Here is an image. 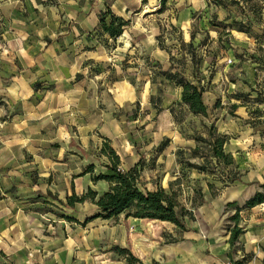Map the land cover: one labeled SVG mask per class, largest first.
<instances>
[{
	"label": "crops",
	"instance_id": "1",
	"mask_svg": "<svg viewBox=\"0 0 264 264\" xmlns=\"http://www.w3.org/2000/svg\"><path fill=\"white\" fill-rule=\"evenodd\" d=\"M208 3L167 0L162 6L160 0H0V264L5 263L3 256L14 263L13 257L32 241L40 240L45 248L50 243L47 235L38 236L42 231L38 220L47 221L50 213L38 209L37 196L46 206L52 194L71 196L74 191L78 195L81 182L86 184L85 151L81 154L70 146L80 141L85 147L96 132L104 143L122 135V122L110 114H97L100 103H106L100 94L112 95L109 111L127 104L155 108L152 81L157 76L150 62L155 59L173 71L178 66L168 54L164 56L166 49L156 38L165 39L168 34L181 57L179 33L189 43L187 27L198 15L208 13ZM108 8L128 23L116 39L100 28V14ZM166 12L171 15L168 24L179 27L177 34L159 33L162 25L157 18ZM254 73L251 70V75L242 73L236 81L225 80L231 88L225 87L220 94L227 104L221 103L226 118L218 132L226 138L223 150L232 164L220 172H202L205 180L188 187V197L180 202L187 212L183 229L161 222L178 231L181 239L158 255V264H264V92L256 88L259 77L256 80ZM101 79L109 80L103 82L106 92L95 91L99 98L95 94L92 98L85 87H96ZM166 83L176 88L180 103L181 90ZM170 108H160L165 122L159 118L156 131L174 124ZM87 110L94 113L89 117ZM72 127L77 131L74 135L70 134ZM125 143L130 148L125 156L132 159L128 171L140 157L135 159V149L127 139ZM97 147L100 150L101 145ZM257 195L262 196L260 203L248 207ZM236 214L237 223L232 219ZM235 226L241 233L230 244ZM66 236L61 238L64 242Z\"/></svg>",
	"mask_w": 264,
	"mask_h": 264
},
{
	"label": "rangeland",
	"instance_id": "2",
	"mask_svg": "<svg viewBox=\"0 0 264 264\" xmlns=\"http://www.w3.org/2000/svg\"><path fill=\"white\" fill-rule=\"evenodd\" d=\"M207 1L209 2L208 13L198 15L195 22L187 27L190 35L189 43L185 44L182 32L179 33L177 43L181 46L179 49L183 51L181 57L176 55L177 47L173 48L171 45L173 39L168 38V34L165 35V39L158 36L156 41L166 49L163 50L164 56L168 54L170 60H175V64L178 65L176 71L204 89V98L211 110V118L207 120L194 117L178 103L176 88L169 87L165 77L159 76L163 72L170 71L168 65L160 64L155 59H152L149 64L152 72L157 76L152 81L156 85L152 102L156 103L155 108L152 105L150 107L127 104L121 109L109 111L106 108L110 107L112 95L100 94L106 103L105 105L100 103L97 112L100 115L110 114L112 118L122 122V135L113 141H106L109 147L115 148L121 157L119 169L126 172L125 170L132 164V159L125 156L130 153L125 140L127 139L132 146L131 138L139 146V152L135 150V159L137 156L143 158V166L139 169L136 179L137 186L142 191L157 189H163L168 193L173 191L179 204L186 196L188 197V187L192 184L197 186L205 180L201 175L202 172L190 167L188 163L206 166L207 173L220 172L225 168L224 164L220 165L209 157L208 145L202 141L208 138L207 130L211 125L215 133L220 134L218 125L226 118L221 103L227 104L220 94L225 87L231 88L225 80L236 81L242 73L247 72L251 75V70H255L254 78L257 80L259 77L256 88L261 87L262 94L264 92V0ZM170 16L166 12L162 14V17L157 18L158 24L162 25V27L159 25V33L163 30L170 35L177 34L179 27L168 24ZM150 18L156 19L155 16ZM174 18L175 16L172 20ZM191 52L195 55L193 61ZM206 57L208 62L204 61ZM228 59H231V63H228ZM214 66L215 68L212 69L211 67ZM108 79H101L98 84H94L96 87H85L86 92L92 93L90 95L92 98L95 95L99 98V94H95V91L106 92L107 83L103 82L109 81ZM110 84L112 92L113 87ZM262 98L264 101V96ZM216 103H219V107L213 109ZM167 106L171 107L170 114L174 124L156 131L158 119L161 118L160 121L165 122L160 108ZM126 111L129 116L137 115L138 118L126 123L124 115ZM87 113L90 117L94 112L87 110ZM166 113L169 116V112ZM86 119L88 121L87 115ZM70 122L74 121L70 120ZM74 133L77 131L72 127L70 134L74 135ZM174 133H176L175 136ZM96 134L92 133L94 140L85 142V147H82L80 141L79 145L74 143L70 146L78 149L81 154L83 150L86 152L83 153L84 159L81 157L85 168L91 164L94 165V173L86 174V184L83 185L81 182L79 185L81 190L77 195L79 197L91 189L87 187L88 184L93 186L92 190L97 192L98 196L109 188V184L104 181L93 182L94 176L109 174L104 167L108 164V160L100 156V150L97 147L98 145L102 147L105 143L103 140H98V138L103 139L99 132ZM195 149L196 156H192ZM72 162L74 161H70L73 165ZM73 194H75L74 191L71 195ZM52 195L46 206L41 204L43 200L37 196L41 206L38 209L42 211L46 209L50 213L47 221L43 219L37 222L41 228L38 229L42 230L38 236L45 234L51 238L48 246L45 248L40 240L32 241L31 244H27L28 247L13 257L14 263H10L11 258L7 259L3 256L4 264H21L22 260L27 264L37 262L40 264H158V255L181 239L178 231L170 225H165L160 220L136 221L129 212L121 213L111 219L97 218L88 221L98 212L93 204L87 201L76 204L74 209L70 210L63 205L69 197L67 193L61 196L56 193ZM64 235L68 236H66V242L61 239Z\"/></svg>",
	"mask_w": 264,
	"mask_h": 264
},
{
	"label": "trees",
	"instance_id": "3",
	"mask_svg": "<svg viewBox=\"0 0 264 264\" xmlns=\"http://www.w3.org/2000/svg\"><path fill=\"white\" fill-rule=\"evenodd\" d=\"M166 1L167 0H160L161 5L164 6ZM100 26L103 33L108 34L112 39H116L122 35L128 23L115 17L108 8L104 13L100 14ZM190 56L193 61L195 59L194 52H191ZM172 69H170L168 73L163 72V74H160V77L164 76L166 81L174 84L181 90L180 103L186 107L188 113L194 117L209 120L211 118V110L205 101L204 89ZM218 107L219 103H216L213 109H217ZM124 113L126 123L138 118L137 115H134V117L129 116L127 111ZM207 131L208 138L202 141H205L208 145L209 157L220 165L224 164L228 166L232 164L231 157L226 155L223 150L226 138L215 133L213 125H211ZM130 141L136 152H139V146L131 138ZM100 156L108 160V164L104 167L109 174L94 176L93 182L104 181L108 183V190L99 196L97 192L92 189H88V191L80 197L73 194L69 196L63 204L66 209L72 210L76 204H83L88 201L93 204L98 211L97 214L89 218L88 221L97 218L111 219L121 213L129 212V215L136 219L160 220L162 222H169L183 229L182 222L187 212L184 207L177 202L173 191L169 193L163 189L142 191L137 186L136 179L139 169L143 166V158H140V161L135 167L123 172L119 169V157L107 143L100 148ZM192 156H196V149L193 150ZM188 165L201 172H206V166H197L190 163H188ZM93 173V164L85 168L84 175H92ZM261 200L262 196L257 195L248 202L247 206L253 207L260 203ZM232 219L237 223L238 215L236 214ZM240 233L241 230L237 226L232 229L229 239L230 244H233Z\"/></svg>",
	"mask_w": 264,
	"mask_h": 264
},
{
	"label": "built area",
	"instance_id": "4",
	"mask_svg": "<svg viewBox=\"0 0 264 264\" xmlns=\"http://www.w3.org/2000/svg\"><path fill=\"white\" fill-rule=\"evenodd\" d=\"M228 63H231V60H228Z\"/></svg>",
	"mask_w": 264,
	"mask_h": 264
}]
</instances>
